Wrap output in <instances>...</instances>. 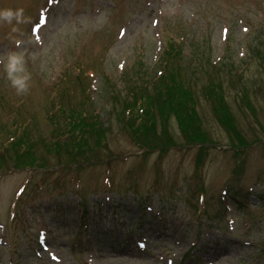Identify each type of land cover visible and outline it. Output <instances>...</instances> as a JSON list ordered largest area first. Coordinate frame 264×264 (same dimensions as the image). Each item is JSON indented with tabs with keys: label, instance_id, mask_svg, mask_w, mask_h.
<instances>
[{
	"label": "rangeland",
	"instance_id": "1",
	"mask_svg": "<svg viewBox=\"0 0 264 264\" xmlns=\"http://www.w3.org/2000/svg\"><path fill=\"white\" fill-rule=\"evenodd\" d=\"M2 8L30 18L20 33L0 24V53L23 51L32 78L18 96L0 66V143L24 127L50 137L47 112L62 122L60 103L82 102L107 126L108 147L79 169L52 158L46 168L14 169L5 156L0 264H264V57L256 51L264 50V0H0ZM169 39L194 68L182 75L212 139L200 181L198 146L185 143L175 118V144L164 151L142 153L121 127L124 104L140 87L153 89ZM209 76L222 80L248 139L239 156L204 95Z\"/></svg>",
	"mask_w": 264,
	"mask_h": 264
},
{
	"label": "trees",
	"instance_id": "2",
	"mask_svg": "<svg viewBox=\"0 0 264 264\" xmlns=\"http://www.w3.org/2000/svg\"><path fill=\"white\" fill-rule=\"evenodd\" d=\"M256 51L259 56L264 57V50L258 47ZM181 59L182 51L179 44L169 39L161 54L162 68L159 74L155 75L153 89L151 90L148 85L140 87L132 101L124 104L120 111L123 121L121 127L132 140L143 146L142 153L154 149L164 151L168 145L175 144L169 131L170 119L175 118L185 143L198 146L195 168L200 181L201 167L212 139L203 126L193 89L189 83H185L182 75L184 69H187L190 75L194 68L189 67V61L181 63ZM210 71H215L213 66ZM240 88L243 93L242 99L252 109V104L246 98L244 83H241ZM203 92L211 105L212 115L223 126L235 153L239 156L249 143L227 102L222 80L218 76H209ZM80 105L76 108L73 106L65 108L60 103L62 122L53 111L47 112V118L51 122L50 137H32L25 127L11 132L8 141L0 143V171L8 169L4 163L5 156L12 158L11 167L14 169L46 168L47 161L51 158L56 159L59 164H73L77 169L82 163L91 162L101 149L108 147L106 140L108 130L104 122L98 120L95 111H86L79 107ZM39 145L43 150L41 154L36 151ZM240 161L239 159L236 165L237 171L243 169ZM82 198L85 199L84 195Z\"/></svg>",
	"mask_w": 264,
	"mask_h": 264
},
{
	"label": "clouds",
	"instance_id": "3",
	"mask_svg": "<svg viewBox=\"0 0 264 264\" xmlns=\"http://www.w3.org/2000/svg\"><path fill=\"white\" fill-rule=\"evenodd\" d=\"M30 23L23 8H2L0 9V24L12 26L14 33L22 32L21 25ZM0 66L3 67L5 77L16 95H26L30 89L31 72L28 68V60L23 51L9 50L0 53ZM89 264H92L89 259Z\"/></svg>",
	"mask_w": 264,
	"mask_h": 264
}]
</instances>
